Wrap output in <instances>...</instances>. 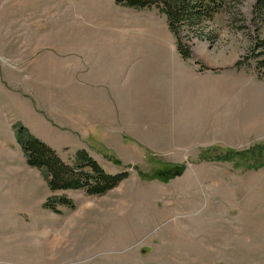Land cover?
I'll return each mask as SVG.
<instances>
[{"label": "rangeland", "instance_id": "obj_1", "mask_svg": "<svg viewBox=\"0 0 264 264\" xmlns=\"http://www.w3.org/2000/svg\"><path fill=\"white\" fill-rule=\"evenodd\" d=\"M256 2L222 0L200 36L183 34V57L156 6L0 0V264H264V115H246L258 136L237 123L264 104ZM157 55L169 75H154ZM197 79L228 87L188 111L160 88ZM18 124L67 162L86 150L128 177L104 195L52 192ZM61 195L74 208L45 206Z\"/></svg>", "mask_w": 264, "mask_h": 264}, {"label": "trees", "instance_id": "obj_2", "mask_svg": "<svg viewBox=\"0 0 264 264\" xmlns=\"http://www.w3.org/2000/svg\"><path fill=\"white\" fill-rule=\"evenodd\" d=\"M116 3L132 8L156 6L163 11L167 16L170 30L177 38L178 50L183 57L191 55L190 48L183 45V34L185 37L200 36L202 31L200 24L205 20H212L222 6V0H116ZM255 9L260 15H264V0H257ZM16 136L28 165L38 168L45 174L52 192L81 189L89 195H104L128 177L127 171L117 174L106 172L98 160L86 150L80 151L78 163L65 161L56 149L34 135L23 124L16 125ZM227 151L238 155L246 152L234 149ZM58 204L74 208V202L65 195L48 197L45 206L56 213H61Z\"/></svg>", "mask_w": 264, "mask_h": 264}, {"label": "crops", "instance_id": "obj_3", "mask_svg": "<svg viewBox=\"0 0 264 264\" xmlns=\"http://www.w3.org/2000/svg\"><path fill=\"white\" fill-rule=\"evenodd\" d=\"M155 57H157L156 58L157 61L154 62L155 63L154 65H157L155 67L158 68L159 70H163V71H161V72L154 71V73H155L154 75H157V76L160 75V77H162L163 75H169V72H168V70L166 68L160 69V68L164 67L163 65H165V64H163L164 57L160 56V55H157ZM120 64H121V61H120ZM154 65H151V66H154ZM115 73H116V71H115ZM227 84H228V82L226 84H220L219 82L215 83V82H213L211 80H208V79L206 81H203L202 79H197V81H195V82H193L191 84H182V83L179 84V83H176V84L171 86V84L168 83V84H162L160 86V88H164V89L174 88V89H176V92L173 93V97L178 99L176 97V95H181V97L184 98L185 103L187 105V107H185L183 109V111H188L190 106H192L198 99L201 98V93L199 92L201 89H202V93H203L204 96L208 94L211 98H215L217 96V94L219 93V89L227 88L228 87V86H226ZM166 95L168 96L169 92ZM170 101H171V99H170ZM166 105H167V108H168L170 104H166ZM231 106H233L232 103H231ZM248 106L250 107V104H247V109L245 110L246 112L242 111L244 109L241 110L240 117H239V119L237 121V123H239V125H240V129L242 131L244 129L246 130L245 133L241 132L239 134L240 137H244L245 136V137L249 138L251 136H258L259 135V133L252 134L250 132V126H252L251 128L255 129L256 131H260L261 129H263V126L259 123L260 120H257L255 123L250 124V126H245V123H246V115L255 116V117H259V116L264 115V104H256L253 108H250V109L248 108ZM227 109L231 110L232 112H234L235 115L239 112V111L235 110L233 107L232 108L230 107V108H227ZM249 113H251V114H249ZM231 117H233V116L232 115H228V121H230V122H232ZM73 121H74L73 119L69 120V122H73ZM231 124L228 123L227 128ZM232 127H233V125H232ZM38 137H40V136H38ZM214 146H216V145H214ZM253 169L257 170L258 168H253Z\"/></svg>", "mask_w": 264, "mask_h": 264}]
</instances>
